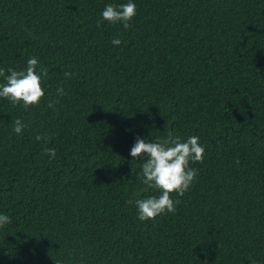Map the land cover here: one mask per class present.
I'll return each instance as SVG.
<instances>
[{"label": "trees", "instance_id": "trees-1", "mask_svg": "<svg viewBox=\"0 0 264 264\" xmlns=\"http://www.w3.org/2000/svg\"><path fill=\"white\" fill-rule=\"evenodd\" d=\"M127 2L0 0V69H48L39 105L0 98V264H264V0H132L128 29L103 20ZM168 132L198 136L203 162L175 212L141 221L135 200L161 193L130 150Z\"/></svg>", "mask_w": 264, "mask_h": 264}, {"label": "clouds", "instance_id": "clouds-1", "mask_svg": "<svg viewBox=\"0 0 264 264\" xmlns=\"http://www.w3.org/2000/svg\"><path fill=\"white\" fill-rule=\"evenodd\" d=\"M103 20L109 23H122L125 29L130 27L129 21L136 15V5L132 0L119 6L108 4L101 13ZM113 45H120V39H114ZM8 74L0 69V77L4 83H0V98L9 100L13 105L22 103L27 109L30 106L39 105L45 96L43 81L48 77V69L39 64L36 57L27 60V67L24 70L9 68ZM65 78H71V72H65ZM66 95L63 87L57 88V96ZM59 100H49L48 107L54 109ZM26 125L21 119L13 123V131L21 134ZM37 140L50 139L49 137L37 136ZM45 154L55 158V149L45 148ZM205 149L199 143L198 136H190L181 141L178 135L168 132L166 138H157L149 142L146 139L136 138V142L130 150V156L139 158L146 156L147 159L141 166L138 179L145 185L144 191L149 189L159 190L160 195L150 196L145 199L135 200L138 219L146 221L155 219L157 216L168 212L173 213L180 200H173L172 193L180 196L188 191L192 182L198 175V170L189 166L192 162H203ZM239 163V161H237ZM132 203V201H129ZM11 223L8 215L0 214V227ZM254 264V262H253Z\"/></svg>", "mask_w": 264, "mask_h": 264}]
</instances>
